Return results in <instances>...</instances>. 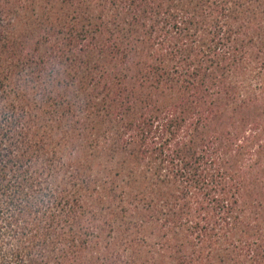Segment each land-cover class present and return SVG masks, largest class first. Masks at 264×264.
Returning <instances> with one entry per match:
<instances>
[{
    "label": "trees",
    "instance_id": "trees-1",
    "mask_svg": "<svg viewBox=\"0 0 264 264\" xmlns=\"http://www.w3.org/2000/svg\"><path fill=\"white\" fill-rule=\"evenodd\" d=\"M0 264H264V0H0Z\"/></svg>",
    "mask_w": 264,
    "mask_h": 264
}]
</instances>
